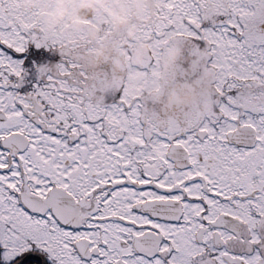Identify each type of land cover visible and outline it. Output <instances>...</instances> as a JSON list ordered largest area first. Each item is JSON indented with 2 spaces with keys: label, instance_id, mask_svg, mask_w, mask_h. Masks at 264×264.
Wrapping results in <instances>:
<instances>
[{
  "label": "snow or ice",
  "instance_id": "6c2138e0",
  "mask_svg": "<svg viewBox=\"0 0 264 264\" xmlns=\"http://www.w3.org/2000/svg\"><path fill=\"white\" fill-rule=\"evenodd\" d=\"M158 17L207 77L163 117L0 0V264H264V0Z\"/></svg>",
  "mask_w": 264,
  "mask_h": 264
},
{
  "label": "flooded vegetation",
  "instance_id": "af4514ba",
  "mask_svg": "<svg viewBox=\"0 0 264 264\" xmlns=\"http://www.w3.org/2000/svg\"><path fill=\"white\" fill-rule=\"evenodd\" d=\"M74 2L71 18L59 4L57 15H50L61 38L56 43L82 50L78 62L96 91L103 95L129 86L130 94L142 98L146 112L161 117L195 105L201 82L207 77L204 73L191 77L182 43L163 32L157 34L162 0ZM13 6L28 16L34 12L31 22L44 40V0H13ZM71 37L75 40L70 41ZM157 40L162 41L158 44ZM164 41L168 42L162 45ZM153 60L155 75L149 69ZM135 70L143 74L134 77Z\"/></svg>",
  "mask_w": 264,
  "mask_h": 264
},
{
  "label": "rangeland",
  "instance_id": "374dc122",
  "mask_svg": "<svg viewBox=\"0 0 264 264\" xmlns=\"http://www.w3.org/2000/svg\"><path fill=\"white\" fill-rule=\"evenodd\" d=\"M58 4L61 6V8L65 7V10H66L65 13H67L70 18H71V15L69 13H71V11L76 6L74 0H66V1L44 0V19H42V20L40 19V20H41V24H44V40L45 41L57 42V41L61 40L58 31L54 27L55 22L52 20L53 17L50 16V15H57L58 9L60 8V6ZM34 16H35L34 12L29 14V18L33 22H34ZM57 22H58V20H57ZM73 40H75V39L73 37H71L70 41H73ZM158 41L161 42L162 40H157L155 42H158ZM158 44H160V43L158 42ZM76 55L78 58H80L83 55L82 50L76 51ZM78 61H80V60H78ZM87 64L88 63H86V65ZM89 65H91V64H89ZM141 74H143V71L135 70L133 76L138 78L139 76H141ZM138 88H140V87H138ZM129 89H130V87L128 86V90Z\"/></svg>",
  "mask_w": 264,
  "mask_h": 264
}]
</instances>
